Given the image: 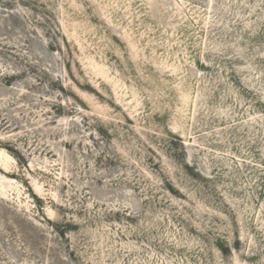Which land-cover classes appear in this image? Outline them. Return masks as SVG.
Instances as JSON below:
<instances>
[{
  "label": "rangeland",
  "instance_id": "1",
  "mask_svg": "<svg viewBox=\"0 0 264 264\" xmlns=\"http://www.w3.org/2000/svg\"><path fill=\"white\" fill-rule=\"evenodd\" d=\"M0 264H264V0H0Z\"/></svg>",
  "mask_w": 264,
  "mask_h": 264
}]
</instances>
